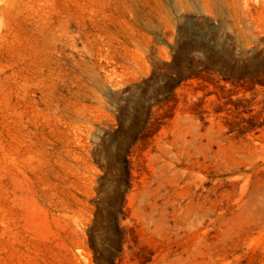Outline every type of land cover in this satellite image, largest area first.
Returning a JSON list of instances; mask_svg holds the SVG:
<instances>
[{"label":"rangeland","instance_id":"374dc122","mask_svg":"<svg viewBox=\"0 0 264 264\" xmlns=\"http://www.w3.org/2000/svg\"><path fill=\"white\" fill-rule=\"evenodd\" d=\"M150 107L118 264H264V0H0V264H96Z\"/></svg>","mask_w":264,"mask_h":264},{"label":"trees","instance_id":"16d2710c","mask_svg":"<svg viewBox=\"0 0 264 264\" xmlns=\"http://www.w3.org/2000/svg\"><path fill=\"white\" fill-rule=\"evenodd\" d=\"M219 72L225 80H237V77L228 73L226 69H219ZM158 120L150 107L144 116L141 115L134 129H130L134 137H126L119 143L120 145L117 143V166L114 171L117 179L113 201H105L102 197L96 200L93 224L88 229V243L96 264H118L120 261L125 239V233L120 227V217L124 213L126 195L133 186L130 156L140 141H145L155 134L154 127L157 122L159 123ZM100 166L105 169V173H111L108 165Z\"/></svg>","mask_w":264,"mask_h":264}]
</instances>
